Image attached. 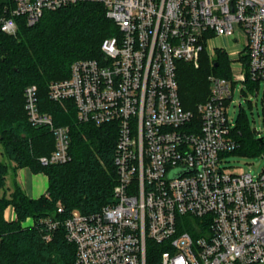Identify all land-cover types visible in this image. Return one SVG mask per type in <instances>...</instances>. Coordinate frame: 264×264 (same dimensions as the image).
<instances>
[{
  "label": "built area",
  "instance_id": "obj_1",
  "mask_svg": "<svg viewBox=\"0 0 264 264\" xmlns=\"http://www.w3.org/2000/svg\"><path fill=\"white\" fill-rule=\"evenodd\" d=\"M87 3L102 5L119 35L104 40L100 59L78 60L50 83L49 98L73 105L82 124L117 126L118 181L100 211L74 212L50 230L64 227L75 264H264V171L221 168L238 147L228 116L236 85L264 81V0H8L0 31L14 36L22 21ZM205 52L227 54L231 76H208L195 123L181 104L178 62L198 68ZM24 98L29 123L55 138L41 164L71 161L69 128L41 111L37 86Z\"/></svg>",
  "mask_w": 264,
  "mask_h": 264
},
{
  "label": "trees",
  "instance_id": "obj_2",
  "mask_svg": "<svg viewBox=\"0 0 264 264\" xmlns=\"http://www.w3.org/2000/svg\"><path fill=\"white\" fill-rule=\"evenodd\" d=\"M7 2L0 0V5ZM116 35L117 26L96 3L47 12L34 26L22 21L14 36L0 31V143L12 163L0 160V191L6 187L10 168L15 172L28 166L49 178L47 194L39 199L29 198L17 184L9 196H0V264H75L76 247L69 243L64 227L52 231L49 223L63 221L74 212H98L113 201L118 181L117 126L80 123L73 105L50 100L49 85L69 78L76 61L100 59L102 43ZM206 62L202 65L201 58L196 69L178 62L181 104L193 112L195 123L198 105L210 95L209 74L231 76L227 54L218 52L213 63ZM259 84L246 83L252 92ZM30 85L38 88L41 111L52 115L57 126L70 130L71 161L66 164L43 166L40 162L55 150V138L48 128L29 123L24 92ZM231 135L238 147L224 156L264 154V139L254 138L248 119L240 117ZM10 205L17 215L13 222L4 216ZM28 219L33 224L24 227Z\"/></svg>",
  "mask_w": 264,
  "mask_h": 264
},
{
  "label": "rangeland",
  "instance_id": "obj_3",
  "mask_svg": "<svg viewBox=\"0 0 264 264\" xmlns=\"http://www.w3.org/2000/svg\"><path fill=\"white\" fill-rule=\"evenodd\" d=\"M220 45L226 47L231 53L239 50L238 47L232 46L226 39L219 41ZM207 53L202 54V65L213 63L214 59H208ZM194 66V65H193ZM196 69L197 67L194 66ZM214 75V73H211ZM209 74V75H211ZM228 116L230 122L236 123L240 117L246 118L249 121L251 130L254 133L255 139H264V81L260 82L257 88L252 92L245 84L238 83L234 92V101L228 108ZM264 150V149H263ZM221 168L228 173L241 175L252 174L257 177L264 171V154L253 157H247L240 154H229L222 156ZM0 160L12 165L8 157L4 153V147L0 143ZM14 173L10 168L9 174L6 178V187L0 191V196L7 194L13 190ZM33 224L32 219H28L23 226H30Z\"/></svg>",
  "mask_w": 264,
  "mask_h": 264
},
{
  "label": "crops",
  "instance_id": "obj_4",
  "mask_svg": "<svg viewBox=\"0 0 264 264\" xmlns=\"http://www.w3.org/2000/svg\"><path fill=\"white\" fill-rule=\"evenodd\" d=\"M13 173V185L15 186V184H17L20 186L29 198L39 199L43 195L47 194L49 188V178L43 172H35L32 168L26 166L15 172L13 171ZM4 216L8 222H13L17 219L13 206L10 205L6 208Z\"/></svg>",
  "mask_w": 264,
  "mask_h": 264
},
{
  "label": "water",
  "instance_id": "obj_5",
  "mask_svg": "<svg viewBox=\"0 0 264 264\" xmlns=\"http://www.w3.org/2000/svg\"><path fill=\"white\" fill-rule=\"evenodd\" d=\"M215 67H218V64H215Z\"/></svg>",
  "mask_w": 264,
  "mask_h": 264
}]
</instances>
